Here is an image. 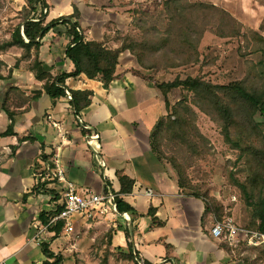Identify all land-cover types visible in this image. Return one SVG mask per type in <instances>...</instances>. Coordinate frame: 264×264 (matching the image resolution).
<instances>
[{
	"label": "crops",
	"instance_id": "1",
	"mask_svg": "<svg viewBox=\"0 0 264 264\" xmlns=\"http://www.w3.org/2000/svg\"><path fill=\"white\" fill-rule=\"evenodd\" d=\"M57 1L64 4L51 9L62 8L52 19L73 9L66 0ZM79 24L87 27L83 33L88 41L105 40L104 21L88 25L80 19ZM57 33L51 32L56 38L43 39L39 53L53 75L75 69L64 54L70 39ZM118 61L107 87L99 77L85 74L66 79L69 89L89 93L90 104L80 112L68 94L52 100L42 91L16 107L12 118L0 113V264H43V241L56 252L62 233L53 237L50 230L37 237L33 227L42 212L48 215L59 206L62 184L49 174L56 156L65 178L79 189L115 193L134 208L115 219L113 240L128 247L125 228L132 225L130 240L140 264H260L255 254L248 259L245 252L211 235L214 214L203 199L179 187L171 165L152 149L154 127L167 113L161 90L145 78L129 51L121 52ZM30 78L16 83L30 90L27 96L42 85L33 73ZM11 122L13 134L2 136ZM119 175L134 181L131 191L120 193ZM148 189L154 194L148 195Z\"/></svg>",
	"mask_w": 264,
	"mask_h": 264
},
{
	"label": "rangeland",
	"instance_id": "2",
	"mask_svg": "<svg viewBox=\"0 0 264 264\" xmlns=\"http://www.w3.org/2000/svg\"><path fill=\"white\" fill-rule=\"evenodd\" d=\"M168 1L66 0L65 3L72 6L71 13L76 10L79 22L80 19L88 25L94 20L105 22L102 41L108 42V47L113 48L111 43L117 47L131 43L145 65L140 71L153 84L192 77L214 85L241 83L264 96V68L259 62L264 57V43L256 39L264 37V0H182L181 3L191 8L184 17L171 16L166 6ZM58 2L46 0V22L59 11L50 12L53 7L63 6L64 3L58 5ZM209 3L226 10L239 22L234 31H239L238 34H219L230 32L231 26L222 22V14L203 15L200 5ZM37 6L40 12L42 5ZM31 13L27 0H0V44L10 39L14 27ZM80 29L85 33L87 27L82 29L80 25ZM58 31L62 34L63 27L49 31L46 38H52L51 32ZM200 31L202 35L198 38ZM23 53L17 46L0 53V73L5 76L0 81V102L14 111L25 104L26 93L30 91L16 83L32 79L33 58L22 56ZM166 97L171 120L186 121L182 125L166 124L158 134L157 145L161 158L171 165L178 181L182 177L185 182L183 191L198 193L210 205L215 220L231 217L241 226L256 225L254 202L264 194V178L257 183H252L251 178L258 167H264L255 155L256 148H264V113L248 111L252 119L248 122L244 118L245 106L234 105L238 112L232 139L228 141L222 117L209 104L198 100L192 90L172 88ZM238 184L249 186L252 200L246 199ZM115 226V219L111 218L88 224L77 220L73 233L59 237L54 246L63 256L62 264H137L127 247L121 250L115 245ZM238 249L248 259L255 254L253 248L243 243ZM255 258L263 264L261 255L255 254Z\"/></svg>",
	"mask_w": 264,
	"mask_h": 264
},
{
	"label": "trees",
	"instance_id": "3",
	"mask_svg": "<svg viewBox=\"0 0 264 264\" xmlns=\"http://www.w3.org/2000/svg\"><path fill=\"white\" fill-rule=\"evenodd\" d=\"M182 0H170L167 3V8L170 9L171 16L184 17L186 15L185 11L188 8L185 4L181 3ZM29 6H31V15L25 18L21 23L16 25L11 33V37L8 40L3 41L0 44V53L3 50H7L11 47H20L24 50L22 56H26L29 59L33 58L32 66L30 68L31 73H33L35 79L42 82V85L34 90L32 96L26 97L25 102L33 100L34 98L40 97L42 91L47 93L52 100L67 96L69 92L72 96L71 101L74 103L75 109L77 112H80L90 104L89 93L82 92L78 90L69 89L66 85V79L70 77H77L81 74H85L89 79L99 77L104 86L107 87L115 77L116 69L119 64V56L123 51H129L132 56L138 61L139 66L144 69L145 65L143 60L140 58V53L136 51L133 45L122 44L120 47L111 48L108 47L105 42L91 40L88 41L86 36L80 29L79 21L77 20L76 10L70 14H63L57 18H53L50 21L46 22L48 13L46 12L48 5L46 0H27ZM37 4L42 5L40 12L38 11ZM190 7V6H189ZM200 9H203V15L208 14H222L221 20L224 24H227L230 27V32H220L221 36H234L238 32L234 33L237 29L239 22H237L226 10L212 4H201ZM193 9V8H192ZM178 18V17H176ZM182 19V18H181ZM63 27L62 33L66 34L70 39L69 44L65 46L64 54L65 57L70 59L75 65V69L70 72H63L62 74L53 75L50 71L46 70L43 61L39 58L40 47L43 45V39L48 35L49 31L54 30L58 27ZM232 29V30H231ZM191 33L188 34V39L191 38ZM202 31L199 33L200 38ZM259 41L264 43V37L257 36ZM263 50V49H262ZM264 53V50H263ZM264 56V55H263ZM260 65L264 68V57L259 61ZM149 69L148 67H146ZM4 75L0 73V81L4 79ZM155 86L161 90L166 104V118L164 116L160 117L157 124L154 127L152 132V149H155L158 156L159 148L157 145V137L161 130L166 124L168 125H182L186 120L180 119V121L171 120V113L169 112V102L166 97L167 92L172 88L185 87L189 90H192L202 102L209 104L210 107H213L222 117L224 121V130L226 139L231 140V131L235 127V119L237 118L236 112H238L237 107L234 105L243 104L245 106V119H248V122H252L250 116H248V111L252 110L255 112L259 110L261 113H264V96L254 90H250L247 86L242 85L241 83H234L229 85H214L200 78L187 77L185 79H175L172 82H160L155 84ZM223 95H220V93ZM232 91V94H228ZM197 106L203 108L201 105ZM19 106H22L21 104ZM185 107H188L185 105ZM4 111L9 115L10 118L17 113V111L10 110L8 106L0 102V113ZM175 112V111H174ZM177 112V111H176ZM252 112V113H253ZM12 121V119H11ZM13 134V124L9 123L6 131L2 133V136ZM255 155L262 160L264 165V148H256ZM262 157V158H261ZM254 175L251 178V182L257 183L258 181L264 178V167H258L257 171L253 173ZM119 179L122 184V189L120 193L124 194L131 191L134 181L127 176L119 175ZM178 185L180 188L185 189V182L182 177L179 178ZM245 195L247 200H252V193L249 190L247 184H238ZM191 195L201 198L198 193H192ZM116 209L122 215H125L127 212L134 211V208L123 198L116 195L115 198ZM205 202V201H204ZM207 211L213 213L210 205L205 202ZM255 213L258 217V222L256 225L251 226L247 225L246 227L250 228H259L264 229V194L254 202ZM58 206L57 210H60ZM218 211V209H217ZM42 212L40 217L43 218V221L46 222L48 217L52 215ZM150 213L154 216V212L151 209ZM63 223L59 222L57 225L50 227L51 231H54L55 234L53 237H57L59 233L62 232ZM245 227V226H243ZM125 236L128 239L129 256L132 259L136 260L137 264H140L141 260L138 253L133 249V242L130 240V230L129 227L125 228ZM42 251L46 256V259L43 261V264H62L63 256L60 253L54 252L50 247L49 241H43L41 243ZM121 250L125 248L119 247ZM144 264V262L142 263Z\"/></svg>",
	"mask_w": 264,
	"mask_h": 264
},
{
	"label": "built area",
	"instance_id": "4",
	"mask_svg": "<svg viewBox=\"0 0 264 264\" xmlns=\"http://www.w3.org/2000/svg\"><path fill=\"white\" fill-rule=\"evenodd\" d=\"M67 93L71 98V94ZM64 173L59 157H54L53 167L49 168V174L52 180H57L62 184L58 200L61 208L60 210L56 208L46 223L40 218L35 219L33 227L37 231V237L50 231V227L59 222L63 223L62 235L69 237L74 231L77 220L88 224L100 218L116 219L121 215L116 209L115 193L83 191L75 183L67 180ZM146 193L153 195L154 191L148 189ZM211 235L227 242L234 248H238L243 243L245 246L253 248L255 254L261 255L264 259V229L243 227L237 224L233 218L227 217L215 220Z\"/></svg>",
	"mask_w": 264,
	"mask_h": 264
},
{
	"label": "water",
	"instance_id": "5",
	"mask_svg": "<svg viewBox=\"0 0 264 264\" xmlns=\"http://www.w3.org/2000/svg\"><path fill=\"white\" fill-rule=\"evenodd\" d=\"M129 230H130V234H132L133 233L132 225H130Z\"/></svg>",
	"mask_w": 264,
	"mask_h": 264
}]
</instances>
